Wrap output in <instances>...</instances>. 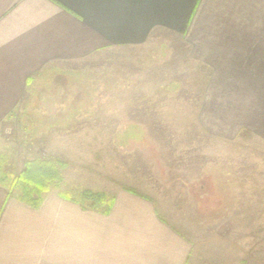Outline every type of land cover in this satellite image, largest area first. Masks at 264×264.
Instances as JSON below:
<instances>
[{"label":"rangeland","instance_id":"obj_1","mask_svg":"<svg viewBox=\"0 0 264 264\" xmlns=\"http://www.w3.org/2000/svg\"><path fill=\"white\" fill-rule=\"evenodd\" d=\"M44 75L43 88L63 86L64 96L24 102L2 123L5 168L48 158L72 197H151L193 242L190 264H264V133L225 137L203 126L209 71L184 39L159 31L144 46L59 62Z\"/></svg>","mask_w":264,"mask_h":264},{"label":"crops","instance_id":"obj_2","mask_svg":"<svg viewBox=\"0 0 264 264\" xmlns=\"http://www.w3.org/2000/svg\"><path fill=\"white\" fill-rule=\"evenodd\" d=\"M159 31L184 39L209 71L206 129L264 133V0H0V127L24 102L62 97L63 86L43 88L59 62L144 46ZM113 196L104 212L52 190L36 208L0 185V264H190L193 242L154 199Z\"/></svg>","mask_w":264,"mask_h":264},{"label":"trees","instance_id":"obj_3","mask_svg":"<svg viewBox=\"0 0 264 264\" xmlns=\"http://www.w3.org/2000/svg\"><path fill=\"white\" fill-rule=\"evenodd\" d=\"M62 182V170L52 159H30L26 161L23 170L19 173L14 169L5 168L3 161L0 160V185L8 190L9 195L28 202L36 208L41 206L45 195L54 189H58L60 195L64 197L73 198L62 189ZM75 199L87 207L96 210L104 209V212H109L115 202V196L92 190H85L81 194V199Z\"/></svg>","mask_w":264,"mask_h":264}]
</instances>
